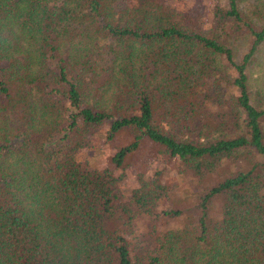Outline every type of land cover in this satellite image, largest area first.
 <instances>
[{
  "label": "trees",
  "instance_id": "obj_1",
  "mask_svg": "<svg viewBox=\"0 0 264 264\" xmlns=\"http://www.w3.org/2000/svg\"><path fill=\"white\" fill-rule=\"evenodd\" d=\"M214 2L206 29L164 0H0V264H264V0ZM102 127L133 140L113 169L86 168L76 154ZM144 141L199 177L243 166L196 224L151 226L138 252L137 221L181 214H157L159 174L130 203L116 190Z\"/></svg>",
  "mask_w": 264,
  "mask_h": 264
},
{
  "label": "rangeland",
  "instance_id": "obj_2",
  "mask_svg": "<svg viewBox=\"0 0 264 264\" xmlns=\"http://www.w3.org/2000/svg\"><path fill=\"white\" fill-rule=\"evenodd\" d=\"M216 0L206 2L205 0H164L165 4L176 8L184 13H192L197 17L200 24L206 29L210 27L212 20V4ZM237 52V58H241L248 52L249 41L238 40L234 45ZM255 79L259 80V84L264 82V45L260 54L259 67L254 71ZM263 85V84H262ZM230 87L224 89L225 102H229V94L235 90H230ZM212 106L211 112L221 111V108L216 107L214 102H209L208 106ZM218 118V115H216ZM219 119V118H218ZM107 127H102L98 133L92 134L89 137V145L84 150L77 152V160L86 168L97 167L100 170L106 168L113 169L110 161V156L115 152L129 144L134 137L132 132H122L112 142H106L104 137ZM105 132V133H104ZM125 169L115 170L116 175L124 174V178L117 185V191L121 199L125 203H130L133 200V192L139 187V176L153 178L155 174H159L161 183L168 188L169 198L161 201L157 206V214L160 215L164 211L181 212L178 218H160L156 221L150 220L148 217H143L136 222L137 231L133 235V244L139 252L141 248V239L150 232L151 226H156L159 232L182 227L185 225L196 224L200 216V200L204 197L209 189L216 186L221 178L228 174L241 169V164L221 166L215 174L199 177L190 171L184 170L181 164L169 157L167 152L160 146L154 145L152 142L144 141L140 149L127 158ZM220 213V202L216 200L212 204L211 214L213 217H218Z\"/></svg>",
  "mask_w": 264,
  "mask_h": 264
}]
</instances>
